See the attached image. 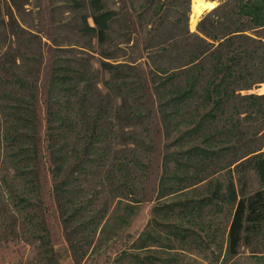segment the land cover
I'll use <instances>...</instances> for the list:
<instances>
[{
    "label": "trees",
    "instance_id": "16d2710c",
    "mask_svg": "<svg viewBox=\"0 0 264 264\" xmlns=\"http://www.w3.org/2000/svg\"><path fill=\"white\" fill-rule=\"evenodd\" d=\"M209 1H217L219 5L202 17L197 32H190L189 17L179 18L171 26L177 29L184 24L182 32L166 44L152 48L156 49V61L151 65L160 63L154 70L165 77L157 82V87L170 85L161 104L171 109L163 111L165 123L177 118L190 101L200 100L198 105L206 103L212 107L202 116L208 126L201 121L186 132L187 137L202 138L205 146L195 144L179 153L183 160H176L174 172L168 171L167 166L172 154L166 155L165 175L161 179L172 176L182 184L196 179L187 187L198 185V195L171 202L161 211L165 217L189 216V223L197 226L203 236L186 234L190 228L182 223L175 226L174 235H181L186 241L193 237L190 242L207 251H213L216 244L222 253L225 246L228 254L235 257L242 246H251L264 234V127L244 123L264 117V95L242 93L264 84V0ZM68 4L81 20L79 32L83 36L95 39L99 46L113 44L112 34L118 22L115 9L104 0H68ZM88 7L91 14H83ZM156 31L155 39L159 33ZM119 51L100 54L101 68L110 75L105 88L114 98L109 93L103 97L85 53L75 60L57 59L52 65L47 128L57 197L72 185L76 170L98 162H110L113 172H108L107 177L112 183L118 180L116 190L129 187L128 165L136 163L130 156L144 142L139 134L125 136L118 129L142 123L146 114L141 104H136L138 88L143 87L138 70L128 63L117 62ZM29 78L15 74L11 82L25 94L23 100L9 94L13 104L8 115L16 118L22 109L21 121L31 131L24 136H11L15 145L22 141L13 159L18 174L27 183L26 196H18L16 205L25 212V221L38 227L45 264H61L38 202L30 199L34 193L39 201L40 172L35 127L37 86ZM18 101H22V108H18ZM77 130L82 132L78 145L71 143L75 142ZM123 145L128 146V153L116 149ZM73 159L77 163L71 167ZM70 217L66 216L65 221ZM95 219L92 216L83 226L94 224ZM218 235L222 236V242L217 240Z\"/></svg>",
    "mask_w": 264,
    "mask_h": 264
},
{
    "label": "rangeland",
    "instance_id": "374dc122",
    "mask_svg": "<svg viewBox=\"0 0 264 264\" xmlns=\"http://www.w3.org/2000/svg\"><path fill=\"white\" fill-rule=\"evenodd\" d=\"M104 1L118 12V22L112 34L113 44L99 46L95 39L79 32L81 20L70 9L68 0H0V264H45L37 237L38 227L35 223H27L25 212L16 205L18 196H26L27 183L18 174L13 159L22 141L19 146L15 145L11 136H24L31 131L21 121L22 109L16 118L8 115L13 104L9 94L19 100L26 97L12 86L15 74L32 78L37 86L35 127L40 189L39 201L34 193L30 199L38 202L39 213L46 220L61 264H264V234L251 246H242L239 255L233 257L225 246L222 253L216 244H213V251H207L190 242L193 237L186 241L183 236L174 235L175 226L181 223L190 228L186 234L199 237L202 233L189 223V216L181 219L165 217L161 211L171 202L198 195V185L187 187L196 179L184 184L172 176L164 181L161 179L165 175L166 155L172 154V161L167 166L168 171L174 172L176 160H183L179 153L195 144L205 146L202 138L187 137L186 132L200 123L204 113L212 107L206 103L198 105L200 100L190 101L177 118L165 123L163 111L171 109L161 107V104L167 97L166 87L170 85L157 87V82L165 77L154 70L160 63L151 65L156 61V49L152 48L166 44L182 32L184 24L173 29L171 22L189 17L188 28L195 33L208 12H204L195 28H191L192 0ZM84 13L90 15V8ZM156 30L159 33L155 39ZM116 48L120 50L116 61L128 63L138 70L143 87L138 88L136 104H141L146 114L142 123L129 127L126 122L127 127L118 129L125 136L137 133L144 142L130 156L136 163L128 165L126 181L129 187L121 186L116 190L118 180L112 183L107 177L108 172H113L110 162H98L76 170L72 185L57 197L47 128L52 65L57 59L75 60L85 53L92 64L98 88L105 97L109 93L105 83L110 81V75L101 68L100 54L113 52ZM261 86L242 93L262 95ZM109 94L114 98L111 92ZM16 104L22 108V101ZM123 115L127 114L123 112ZM205 121H202L204 126H208ZM244 123L263 128L264 117ZM81 130L76 131L75 142L71 143H81ZM116 149L129 151L126 145ZM76 163L73 159L70 166ZM68 215L71 217L65 221ZM92 216L96 218L94 224L84 227ZM181 233L184 235L185 232L182 230ZM217 240L222 242V236L218 235Z\"/></svg>",
    "mask_w": 264,
    "mask_h": 264
},
{
    "label": "bare ground",
    "instance_id": "6f19581e",
    "mask_svg": "<svg viewBox=\"0 0 264 264\" xmlns=\"http://www.w3.org/2000/svg\"><path fill=\"white\" fill-rule=\"evenodd\" d=\"M192 12L190 15V26L191 28H195L196 24H198V20L200 16L207 11H211L216 7V2H211L209 0H192ZM264 92V89H262Z\"/></svg>",
    "mask_w": 264,
    "mask_h": 264
},
{
    "label": "crops",
    "instance_id": "0c3cea01",
    "mask_svg": "<svg viewBox=\"0 0 264 264\" xmlns=\"http://www.w3.org/2000/svg\"><path fill=\"white\" fill-rule=\"evenodd\" d=\"M219 3L216 1V6L218 5ZM207 12H209V11H207ZM261 91H262V89H264V84H262V86H261ZM262 93V95H264V92H261Z\"/></svg>",
    "mask_w": 264,
    "mask_h": 264
}]
</instances>
